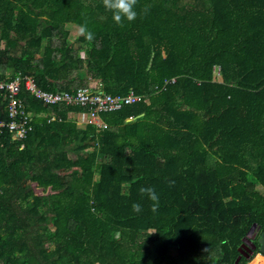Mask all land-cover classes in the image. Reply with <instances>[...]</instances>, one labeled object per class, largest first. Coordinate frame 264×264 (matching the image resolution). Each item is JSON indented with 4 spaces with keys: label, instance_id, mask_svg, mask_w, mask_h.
Returning <instances> with one entry per match:
<instances>
[{
    "label": "trees",
    "instance_id": "trees-1",
    "mask_svg": "<svg viewBox=\"0 0 264 264\" xmlns=\"http://www.w3.org/2000/svg\"><path fill=\"white\" fill-rule=\"evenodd\" d=\"M136 11L121 26L102 0H0L3 78L140 96L82 125L87 107L22 89L31 129L0 135V264H264V0Z\"/></svg>",
    "mask_w": 264,
    "mask_h": 264
},
{
    "label": "built area",
    "instance_id": "built-area-1",
    "mask_svg": "<svg viewBox=\"0 0 264 264\" xmlns=\"http://www.w3.org/2000/svg\"><path fill=\"white\" fill-rule=\"evenodd\" d=\"M30 92L34 97L45 104L65 103L67 105H81L88 108L89 122L101 125L100 113L115 111L125 104H132L140 99L134 91L127 95H112L104 91H92L89 88H80L76 93L66 91L51 92L40 88L32 75L16 73L8 74L6 78L0 75V108L9 115L10 121L0 118V135L5 128L9 129L13 140L22 139L31 129L30 116L26 105L20 99L22 89ZM131 118H133L131 116ZM55 119V117H53Z\"/></svg>",
    "mask_w": 264,
    "mask_h": 264
},
{
    "label": "clouds",
    "instance_id": "clouds-1",
    "mask_svg": "<svg viewBox=\"0 0 264 264\" xmlns=\"http://www.w3.org/2000/svg\"><path fill=\"white\" fill-rule=\"evenodd\" d=\"M104 8L112 13V19L118 24L123 26V22L126 20L128 22H133L137 18L136 6L138 0H102ZM144 11H148V6L146 5ZM80 34L85 36L89 41L94 40L95 35L90 31L86 24L80 26ZM140 194L147 195L148 198L153 201L152 211L155 212L159 205V197L152 187H141L139 189ZM132 210L136 213L142 211V207L139 203H134L132 205Z\"/></svg>",
    "mask_w": 264,
    "mask_h": 264
},
{
    "label": "rangeland",
    "instance_id": "rangeland-1",
    "mask_svg": "<svg viewBox=\"0 0 264 264\" xmlns=\"http://www.w3.org/2000/svg\"><path fill=\"white\" fill-rule=\"evenodd\" d=\"M70 33H71V35H70V42L73 44V46L75 47V49H77L79 51L80 56L83 57V58H85L86 57V53H85L84 50L79 49L80 48V45H79V43L77 41L78 40V37L80 36L79 31H70ZM46 44L47 43L45 42V45ZM70 155L72 157H75V153L73 151H70ZM172 253L173 254H177L178 251L176 249H173L172 250Z\"/></svg>",
    "mask_w": 264,
    "mask_h": 264
},
{
    "label": "crops",
    "instance_id": "crops-1",
    "mask_svg": "<svg viewBox=\"0 0 264 264\" xmlns=\"http://www.w3.org/2000/svg\"><path fill=\"white\" fill-rule=\"evenodd\" d=\"M73 118L77 119L79 121V123H81L82 125H84V123H86V122H89V117L86 114V112H79V113L73 114ZM100 120L102 121L101 118H100ZM259 190L262 193H264V186L263 185H260L259 186ZM259 229H260V227L258 225H256L255 228H254V232H253V235L254 236L258 233Z\"/></svg>",
    "mask_w": 264,
    "mask_h": 264
},
{
    "label": "water",
    "instance_id": "water-1",
    "mask_svg": "<svg viewBox=\"0 0 264 264\" xmlns=\"http://www.w3.org/2000/svg\"><path fill=\"white\" fill-rule=\"evenodd\" d=\"M42 23V22H41ZM260 242H261V244H262V247H261V250L264 252V233H263V235H262V238L260 239ZM254 248H256V246L254 247ZM255 251L253 250L252 251V253H254ZM240 259H241V257H240ZM239 259V260H240Z\"/></svg>",
    "mask_w": 264,
    "mask_h": 264
}]
</instances>
